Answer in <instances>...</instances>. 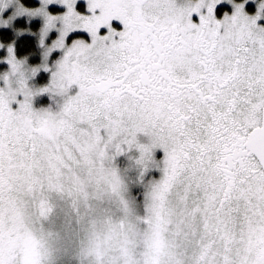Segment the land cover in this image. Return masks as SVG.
Returning a JSON list of instances; mask_svg holds the SVG:
<instances>
[{
    "label": "snow or ice",
    "instance_id": "1",
    "mask_svg": "<svg viewBox=\"0 0 264 264\" xmlns=\"http://www.w3.org/2000/svg\"><path fill=\"white\" fill-rule=\"evenodd\" d=\"M58 2L53 15V0H17L14 15L43 17V62L9 44L0 74V264H264V0L253 15L228 0L222 19L220 0H86L88 14ZM78 30L90 41L69 45ZM41 68L50 82L30 87ZM40 93L59 110L34 109ZM151 168L161 176L146 181Z\"/></svg>",
    "mask_w": 264,
    "mask_h": 264
},
{
    "label": "rangeland",
    "instance_id": "2",
    "mask_svg": "<svg viewBox=\"0 0 264 264\" xmlns=\"http://www.w3.org/2000/svg\"><path fill=\"white\" fill-rule=\"evenodd\" d=\"M38 3L35 6H29L22 2V0H19V5H22L26 9H36L41 6V0H36ZM179 4L183 3V0H177ZM237 3L244 2L243 1H236ZM260 2V0H246L245 3V11L249 15H253L257 11V5ZM17 8V0H12V3L8 4L6 7L3 8L2 11H0V21H6L7 23H0V45H4L3 47H0V74H3L9 70V65L4 59L7 56V45L13 44L15 48V40L14 42H7L4 43L1 40V32L8 30L12 31L15 34V38L20 37L24 33L28 34H35L38 44L40 46V59L39 62L33 64L31 62L30 58H26V63L29 67L40 65L43 62V48L39 43L40 40V29L43 25V17L37 15V16H29L27 13L22 15H14ZM75 8L78 12L83 14H88L87 9V2L86 0H76ZM47 10L53 14L58 15L62 14L66 11V6L62 3H59L58 0H53V3L47 5ZM206 11V10H204ZM233 11V5L228 2V0H220V3L216 5L214 12L217 17V19H222L223 14L225 12H228L231 14ZM11 18V19H10ZM114 21H118L116 19H113L111 21V24ZM21 22H23L21 24ZM37 23V31L36 33L31 32L30 30H33L36 26H33L32 24ZM258 23H264V19L261 21H258ZM113 27H115L114 24H112ZM105 29V31H104ZM107 27H102L100 30V34H106ZM58 31L56 29H53L49 32L48 36L45 38V43L50 45L53 40H55L58 36ZM84 39L85 41H90V36L86 31L78 30L73 33H70L69 36L66 39V42L70 45L72 40L74 39ZM16 54V49H15ZM61 50H54L48 59V64L50 66H53L55 62L62 56ZM17 56V55H16ZM18 59H25L23 57H18ZM51 78V71H45L43 68H41L35 76H33L29 81V86L33 88H40L43 86H46L50 82ZM0 86H3V81H0ZM78 85H73L70 90L69 94L74 95L78 91ZM18 99H23L22 94H18ZM63 103V98L60 96H56L49 93H40L38 95L33 96L32 98V105L33 108L36 110L44 109V108H50L52 111H58L60 105ZM12 107L16 108L18 107V104L15 102L12 103ZM140 140L141 142H147L148 138L144 136L143 134H140ZM163 150L162 149H155L154 150V156L156 160H162L163 159ZM129 159L127 155H120L116 158L115 164L116 166L121 169L125 170L129 168ZM128 176L130 178V185H129V192L131 197L135 198L136 204H137V210L140 215H143L144 208H143V193H144V187L138 183L135 182L136 180V174L134 171H129ZM161 176V172L156 168H151L146 173L145 180H151V179H159ZM57 264H79L78 259L75 257L69 255H63L61 257L57 258Z\"/></svg>",
    "mask_w": 264,
    "mask_h": 264
},
{
    "label": "trees",
    "instance_id": "3",
    "mask_svg": "<svg viewBox=\"0 0 264 264\" xmlns=\"http://www.w3.org/2000/svg\"><path fill=\"white\" fill-rule=\"evenodd\" d=\"M236 1H243V0H236ZM22 2L29 6H35L38 3L36 0H22ZM22 23L23 22H21V24ZM32 25L36 26L37 23H34ZM35 28L34 30H30V31L36 33L37 26ZM1 40L4 43L14 42L15 40L16 55L18 57L30 58L33 64L39 62L40 46L38 44V40L35 34L33 35V34L24 33L20 37L15 38V34L12 31L5 30L1 32Z\"/></svg>",
    "mask_w": 264,
    "mask_h": 264
},
{
    "label": "flooded vegetation",
    "instance_id": "4",
    "mask_svg": "<svg viewBox=\"0 0 264 264\" xmlns=\"http://www.w3.org/2000/svg\"><path fill=\"white\" fill-rule=\"evenodd\" d=\"M192 19H193L194 22L199 23V15H198V14H193ZM112 24L115 25L114 28H115L117 31L123 29V24H122L121 22L114 21ZM104 31H105V29H104Z\"/></svg>",
    "mask_w": 264,
    "mask_h": 264
},
{
    "label": "bare ground",
    "instance_id": "5",
    "mask_svg": "<svg viewBox=\"0 0 264 264\" xmlns=\"http://www.w3.org/2000/svg\"><path fill=\"white\" fill-rule=\"evenodd\" d=\"M36 29V28H35ZM34 30V29H33Z\"/></svg>",
    "mask_w": 264,
    "mask_h": 264
}]
</instances>
